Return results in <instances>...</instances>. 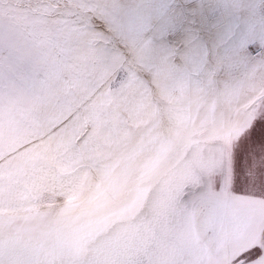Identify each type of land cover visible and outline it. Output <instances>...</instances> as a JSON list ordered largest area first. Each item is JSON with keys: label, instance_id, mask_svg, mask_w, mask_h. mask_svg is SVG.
<instances>
[{"label": "snow or ice", "instance_id": "snow-or-ice-1", "mask_svg": "<svg viewBox=\"0 0 264 264\" xmlns=\"http://www.w3.org/2000/svg\"><path fill=\"white\" fill-rule=\"evenodd\" d=\"M0 264H264V0H0Z\"/></svg>", "mask_w": 264, "mask_h": 264}]
</instances>
